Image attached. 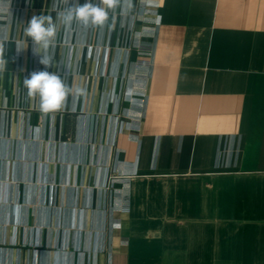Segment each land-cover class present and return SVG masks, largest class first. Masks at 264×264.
Segmentation results:
<instances>
[{
    "label": "crops",
    "instance_id": "1",
    "mask_svg": "<svg viewBox=\"0 0 264 264\" xmlns=\"http://www.w3.org/2000/svg\"><path fill=\"white\" fill-rule=\"evenodd\" d=\"M64 7L0 0V264H264V0H130L45 69L24 29Z\"/></svg>",
    "mask_w": 264,
    "mask_h": 264
},
{
    "label": "clouds",
    "instance_id": "2",
    "mask_svg": "<svg viewBox=\"0 0 264 264\" xmlns=\"http://www.w3.org/2000/svg\"><path fill=\"white\" fill-rule=\"evenodd\" d=\"M62 2L65 7L57 13L55 19L51 15H34L24 29L25 35L33 42L34 54H39V62L45 66V69L53 66L49 49L54 46L58 25L68 27L77 23L85 28L90 26L103 28L108 24L112 13L117 9L122 12L126 11L130 4V0H87L82 5L79 0H62ZM23 49L25 48L20 44L17 45V52ZM3 66L4 61L0 59V70ZM23 84L29 98H39L38 108L42 113L63 109L73 92L64 78L47 70L33 71L23 79ZM84 91L82 88L75 89L76 95H82ZM128 96L129 98L132 96L131 89L128 91ZM35 133L39 138L40 129L38 127Z\"/></svg>",
    "mask_w": 264,
    "mask_h": 264
},
{
    "label": "built area",
    "instance_id": "3",
    "mask_svg": "<svg viewBox=\"0 0 264 264\" xmlns=\"http://www.w3.org/2000/svg\"><path fill=\"white\" fill-rule=\"evenodd\" d=\"M108 178L109 179H108V181L106 183V187H111L113 185V179L115 178V176L114 175H109Z\"/></svg>",
    "mask_w": 264,
    "mask_h": 264
}]
</instances>
